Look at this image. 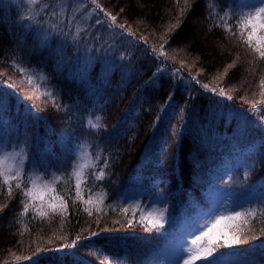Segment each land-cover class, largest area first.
<instances>
[{"label": "trees", "instance_id": "trees-1", "mask_svg": "<svg viewBox=\"0 0 264 264\" xmlns=\"http://www.w3.org/2000/svg\"><path fill=\"white\" fill-rule=\"evenodd\" d=\"M242 1L194 0L183 23L169 31L183 0H96L104 10L96 7L99 17L111 13L132 33L110 22L111 36L103 39L102 31L96 42V28L87 36L66 27L54 35L60 22L46 17L50 7L28 14L17 2L7 7L0 0V142L5 137L8 146L27 154V173L48 179L70 174L81 156L99 167L108 162L107 176L92 190L107 198L91 216L75 197L74 180L58 184L67 209L49 210L45 218L31 207L19 216L26 198L15 189L9 198L5 186L0 264H35L25 258L38 250L40 264H162L220 197L246 207L262 202L264 62L246 58L210 15H222L221 9L239 13ZM165 40V55H160ZM237 54L240 61L225 72ZM16 64L43 74L46 79L37 80L40 92L49 91L55 99L34 93ZM82 195L88 198L86 187ZM134 196L143 205L167 208L162 228L145 231L138 222L141 209L121 211ZM73 241V247H64ZM223 259L225 264H264V238L221 249L220 264Z\"/></svg>", "mask_w": 264, "mask_h": 264}, {"label": "snow or ice", "instance_id": "snow-or-ice-1", "mask_svg": "<svg viewBox=\"0 0 264 264\" xmlns=\"http://www.w3.org/2000/svg\"><path fill=\"white\" fill-rule=\"evenodd\" d=\"M37 0H29L30 4L36 3ZM194 0H183L184 7L180 8V15L177 18L175 24L171 25L169 31H174L180 24L183 23V17L191 10ZM92 3L96 5L98 9L104 11L101 6L96 3V0H92ZM247 11L235 12L221 9L222 15L218 13H210L215 26L221 27L226 32V38L234 42V46L244 50L245 57H251L252 62H264V0H251L250 3L245 5ZM123 11V9L121 10ZM105 16L111 22L112 25L119 27L120 29L132 33L123 24L117 23V17L111 13L105 12ZM234 23H229V21ZM101 21L97 20V24ZM143 39V38H142ZM165 40L160 48V55H165L163 49L168 43ZM157 49L153 48V52ZM241 57L237 54L236 59L232 63L227 65L225 72L228 69L233 68ZM17 71L26 80L27 84L32 87L34 93H39L42 96L47 97L49 100H54L55 97L49 91L40 92L41 84L37 81L34 75L30 74L29 70L25 67L16 64ZM46 77L41 74L39 80L43 81ZM195 79V77H193ZM199 83V80L196 81ZM261 88L264 89V78L260 80ZM9 88H13L12 84L8 85ZM202 87L205 90H209V85L204 84ZM214 93L224 97L226 94L223 89H210ZM264 95V91L261 92ZM32 97H26L31 99ZM39 98V97H37ZM172 98V94L169 93L168 100ZM231 100V95L226 96ZM165 101V104L168 103ZM264 105V100L260 102ZM4 100L0 96V109L3 108ZM257 105L252 104L251 110H256ZM160 114H157V120H159ZM97 119H99L97 117ZM91 127H98L91 120L88 121ZM153 128L156 127V123H153ZM95 160H99L100 156L97 155ZM27 160V154L23 151L20 152H3L0 153V195L3 194V188L7 186V192L9 198L14 194V189L18 190L23 197L26 198L23 203V211L19 213V216H23L29 211V207L33 209L37 216L45 218L49 215V210L53 213L67 209V202L65 195L60 194L63 190L58 188V184L63 180H67V183L71 184L74 180L75 185V197L83 204L87 205L84 211L90 216L92 215V208L95 207L97 212L101 211V205L104 204V200L107 198V193L99 191L93 194V188L96 187L94 182L103 181L107 176L106 167L107 159L103 161L104 167H99L93 161V159L87 158V156H81L77 163L73 164L70 174H66L65 177L53 174L51 179L42 177L40 175H34L27 173L25 170V162ZM91 169V171H89ZM247 175V173H246ZM14 183V188H13ZM87 188L89 195L87 199H84L82 193ZM30 201H39V203H32ZM75 201H73V204ZM3 207L0 206V211H3ZM107 207L113 208V205L109 204ZM138 205H129L128 208H122L121 211L127 213L129 208L133 209L135 213ZM167 208L152 209L145 212L141 210V217L138 221L141 223L145 231H151L152 229H159L163 227V221ZM19 222V221H18ZM132 221H129L131 224ZM259 224V230L256 225ZM224 225V227H220ZM199 234H193L194 239L191 241V245L186 249L187 256L183 260V264H195L199 261L201 264H220L218 256L221 249H232L240 245L249 244L251 240H259L264 238V198L262 202L257 203L255 206L249 202L248 207L240 205L238 209H233L229 212H220L210 215L208 220L200 225ZM91 235L95 236L97 233L93 232ZM80 237H77L79 240ZM76 241L71 244H67L64 247L71 248L75 245ZM43 251H59L52 249H44ZM25 259L30 262L34 259L35 264H40L41 255L38 253L34 257H26ZM59 264V262H58Z\"/></svg>", "mask_w": 264, "mask_h": 264}, {"label": "rangeland", "instance_id": "rangeland-1", "mask_svg": "<svg viewBox=\"0 0 264 264\" xmlns=\"http://www.w3.org/2000/svg\"><path fill=\"white\" fill-rule=\"evenodd\" d=\"M3 2H6L5 5L7 7L13 6L15 5L14 3L17 2L19 6L21 7L24 6L23 9L25 13L28 14L31 9L38 8L37 10H44V9H49L50 7V11L47 14H45L46 17L49 16L51 20L52 18H54L53 20L60 22L59 23L60 25L54 28L53 29L54 31L52 30L54 32V35L57 32L60 33L59 31L60 30L62 31V29L64 30L66 27L68 31H70L72 28V30L74 29V31H77L76 34L83 33L86 36L88 35V33H91V31L95 30L96 28V33L93 35L94 36L93 39L96 42H99L101 40L102 36L100 33L102 31L104 32L103 39L107 40L111 36V35L109 36L111 30L107 28V26L110 24V21L101 14L100 17L97 15V13L94 11L96 10V5L92 3V0H37V2L34 4H30L29 0H3ZM250 2L251 0H243L240 4L239 11L240 12L247 11L245 5ZM31 18L32 19L30 20L38 21L42 27L47 25L46 20L44 22H41L36 16H31ZM97 20L101 21V23L97 24ZM104 28L106 30H104ZM47 30L48 28H46V31ZM31 74L34 75L35 78L36 76H38V78L36 79L37 80L39 79V75L37 72L31 71ZM13 151L19 152L20 150L8 146L6 143V138L4 137L2 142H0V153L13 152ZM126 203L128 205H138L137 207L138 209L144 210L146 212L151 211L152 209H159L156 202L149 205H143L140 198H138L137 196H134L131 200H129ZM246 204L244 202L237 203L230 199H226V197L224 196L220 197L213 210L210 211V213L204 215L194 226H192V228L190 229L191 231L189 233L182 236V238L179 241V244L176 245V247H173L171 253L162 262V264H183V260L187 256L186 249L191 245V241L195 238L193 234L196 235L199 234L198 229L200 225L204 224L208 220L210 215L214 216V214L220 212H229L233 209H238L240 205L246 207ZM225 262L226 260L223 259L221 261V264H225Z\"/></svg>", "mask_w": 264, "mask_h": 264}]
</instances>
